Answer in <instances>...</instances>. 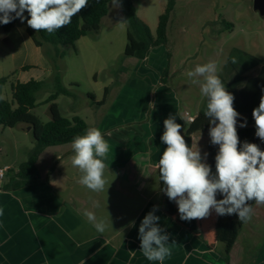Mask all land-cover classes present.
<instances>
[{
  "label": "crops",
  "instance_id": "1",
  "mask_svg": "<svg viewBox=\"0 0 264 264\" xmlns=\"http://www.w3.org/2000/svg\"><path fill=\"white\" fill-rule=\"evenodd\" d=\"M14 28L12 36L17 37L30 54L38 55L36 49L39 48L33 45L26 26ZM87 44L92 47L93 39H88ZM157 49H152L144 60L129 62L111 72L102 97L92 95L94 102L100 103L106 90L104 103L95 106L86 101L84 104L91 111V122L80 115L81 107L72 104L67 117L58 107L62 117L69 120L79 117L88 128L99 129L109 142L104 191L92 192L78 183L81 173L71 163L72 143L42 151L35 165L39 178L32 184L20 186L16 175L34 146L33 138L21 162L16 156L10 163L1 161L0 168L9 170L0 182V208L3 209L0 264H80L82 259L85 264H159L147 260L140 251L139 226L154 207V214L160 218L158 226L169 234L170 243L175 241L172 255L163 264H264V207L255 203L252 214L255 215L252 225L255 232L247 230L240 238L246 222L226 261L223 246L215 239V211L207 218L181 220L177 204L159 190L156 165L167 147L160 139L165 130L163 122L170 115L175 116L184 135L188 126L184 113H189L187 107L192 102L186 100L183 105L167 85L163 77L169 66L166 54H157ZM11 57L15 58V54ZM38 62L44 63L45 76L24 77L20 72L10 84V91L16 83L39 82L51 75L47 61L40 56ZM27 66L34 67L32 63H21L18 69ZM92 74L93 79L96 78V74ZM2 78L6 83L9 81L7 75H0ZM199 109L189 114L196 116ZM22 130L26 135L31 131ZM207 134L193 135L191 146L195 147L196 139ZM197 141L202 157L209 154L208 146ZM2 149L0 145V153ZM208 157L203 162L214 174V158ZM85 212H92L96 222L103 219L107 223L103 234L95 230L94 222L87 220Z\"/></svg>",
  "mask_w": 264,
  "mask_h": 264
},
{
  "label": "clouds",
  "instance_id": "2",
  "mask_svg": "<svg viewBox=\"0 0 264 264\" xmlns=\"http://www.w3.org/2000/svg\"><path fill=\"white\" fill-rule=\"evenodd\" d=\"M88 3L89 0H0V24L26 19L27 25L36 32L43 30L51 34L70 24ZM25 11L30 18L25 17ZM232 63H236L234 57ZM220 70L216 61H209L187 72L192 83L199 84L202 96L207 98L204 115L213 125L209 136L211 143L219 146L214 174L203 162L207 153L202 157L197 143L195 147L186 144L181 135L182 125L176 122V117L170 115L163 122L165 130L160 139L167 147L156 167L159 180L164 184L162 191L177 204L180 219L184 221L207 218L214 210L219 216L237 214L239 221L246 223L253 214L250 202L264 205V151L249 142L238 147L237 118L240 114L233 107L234 96L219 78ZM252 116L255 134L264 141V95ZM245 126L246 121L240 124V127ZM71 147L74 153L71 163L81 173L78 183L92 192L104 191L107 183L105 160L109 152L105 135L96 127H89L84 135L74 137ZM217 194H222L223 199L218 200ZM155 211L154 207L139 226L140 251L147 260L163 264L172 255L175 241L170 243L169 234L158 226L160 218ZM84 215L89 222H94L98 233L106 231L108 225L103 219L96 222L92 212ZM80 264L85 261L82 259Z\"/></svg>",
  "mask_w": 264,
  "mask_h": 264
},
{
  "label": "rangeland",
  "instance_id": "3",
  "mask_svg": "<svg viewBox=\"0 0 264 264\" xmlns=\"http://www.w3.org/2000/svg\"><path fill=\"white\" fill-rule=\"evenodd\" d=\"M168 1L133 0L137 17L148 27L152 36L155 35L158 18L164 12ZM252 1L175 0L166 27V44L158 47L157 54L165 52L169 65L165 68L166 83L183 101V105L186 100L192 102V105L187 107L189 113L194 114L205 99L201 94L200 85L192 83L187 76V72L194 70L196 65L216 61L222 69L228 53L233 48L254 55L264 62V17L253 11ZM121 15L118 5L111 2L99 33H91L88 38L74 43L72 47L54 48L44 45L42 49H36V56L23 48L17 37L12 36L15 34V28L8 33L11 37L4 35L0 30V75L9 77V81L2 88V98L11 101L10 84L18 73L21 72L24 77L45 76V65L38 62L41 56L51 66V74L53 66L56 67L62 86L72 93V97L58 98L57 104L63 115L67 117L74 104L73 106L81 107L80 115L91 122V111L84 105L86 101L90 102L88 95L100 99L111 78V72L135 61L123 54L126 45V24ZM223 24L230 27L226 28ZM21 25L27 28L26 23L18 24ZM88 39H93L92 47L88 46ZM12 54H15L13 59ZM58 54H62V57H57ZM21 63H32L34 67L27 66L19 70ZM15 70L17 71L14 73ZM220 72L221 70L218 75ZM92 73L96 74V78L93 79ZM254 74L255 72L251 73ZM50 77L51 75L39 81L46 82L47 87L37 94L36 108L32 110L42 123L49 121L46 115L47 105L44 102L52 92ZM240 124L242 123L237 124V127ZM22 129V125L12 129L0 126V145L4 148L0 153V163H10L15 156L20 162L24 159L25 148L32 143L33 137L31 133L24 134ZM198 138L200 139H196L195 144L199 140L204 146L207 145V150H210L209 154L207 153L208 159L213 157L215 163L219 146L211 143L209 134ZM253 217L255 215H252L245 229L241 231L240 238L246 235L247 230L255 232V226L252 228Z\"/></svg>",
  "mask_w": 264,
  "mask_h": 264
},
{
  "label": "trees",
  "instance_id": "4",
  "mask_svg": "<svg viewBox=\"0 0 264 264\" xmlns=\"http://www.w3.org/2000/svg\"><path fill=\"white\" fill-rule=\"evenodd\" d=\"M111 2L118 5L126 24V45L123 53L126 58L144 60L152 49L166 44V27L175 0L167 2L164 12L158 18L154 36L137 17L133 0H89L88 5L72 18L71 23L58 31L51 34L43 30L36 32L27 25L26 32L36 48L42 49L44 45L54 48L71 47L80 38L99 31L100 22L107 15ZM24 15L30 18L27 11ZM22 23L27 24V20L21 22L20 19H15L7 25L0 24V30L7 35L16 25ZM224 26L230 27L227 24ZM56 56L61 58L62 54ZM233 57L236 63H232ZM166 72L167 69L163 72L164 78ZM252 72L255 74L251 75ZM219 78L225 84L226 90L234 96L233 107L240 114L237 124H243L246 121L245 127H237L240 141L238 147H242L244 142H249L257 144L260 150L264 151V141L255 134L256 127L252 116L253 109L259 106L260 98L264 95V62L254 55L233 48L226 57ZM49 81L52 83V92L44 102L47 105L46 115L49 121L42 123L32 113V110L36 108L37 94L47 87V83L32 80L26 83H16L11 87V101L8 102L2 98V88L6 79H0V126L10 129L18 125H22L23 128L29 127L34 141L27 160L18 167L16 177L20 186L32 184L38 180L39 174L35 165L44 149L72 143L74 137L84 135L88 128L79 117L69 120L61 116L55 101L59 96L72 97V93L62 86L60 74L55 66H53ZM104 93L106 96V90ZM105 96L100 103H95L92 95H88V98L92 105L100 106L104 103ZM206 105L207 98L205 97L194 122L188 124L185 130L183 136L189 147H191L193 135L207 134L213 126L204 115ZM157 176L159 190L162 191L164 184L159 180V172ZM217 199H223V195L217 194ZM250 203L253 208L255 202ZM244 224L245 222L239 221L237 214L217 215L215 239L223 246L226 261Z\"/></svg>",
  "mask_w": 264,
  "mask_h": 264
},
{
  "label": "water",
  "instance_id": "5",
  "mask_svg": "<svg viewBox=\"0 0 264 264\" xmlns=\"http://www.w3.org/2000/svg\"><path fill=\"white\" fill-rule=\"evenodd\" d=\"M252 9L260 17H264V0H253ZM27 130L29 131L30 128L28 127Z\"/></svg>",
  "mask_w": 264,
  "mask_h": 264
},
{
  "label": "built area",
  "instance_id": "6",
  "mask_svg": "<svg viewBox=\"0 0 264 264\" xmlns=\"http://www.w3.org/2000/svg\"><path fill=\"white\" fill-rule=\"evenodd\" d=\"M184 117L186 119L187 124H191L194 122L195 120V116H191L189 113L185 112L184 113ZM9 170L8 167H3L0 168V182L4 179L5 174L7 173V171Z\"/></svg>",
  "mask_w": 264,
  "mask_h": 264
}]
</instances>
